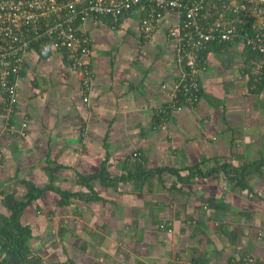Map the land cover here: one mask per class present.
Segmentation results:
<instances>
[{
	"label": "crops",
	"instance_id": "obj_1",
	"mask_svg": "<svg viewBox=\"0 0 264 264\" xmlns=\"http://www.w3.org/2000/svg\"><path fill=\"white\" fill-rule=\"evenodd\" d=\"M139 11L85 21L86 82L60 53L28 56L12 127L0 115V214L2 197L51 184L18 218L48 264L264 262V69L250 74L242 45L210 46L195 103L159 122L161 85L183 71L161 27L140 37Z\"/></svg>",
	"mask_w": 264,
	"mask_h": 264
},
{
	"label": "built area",
	"instance_id": "obj_2",
	"mask_svg": "<svg viewBox=\"0 0 264 264\" xmlns=\"http://www.w3.org/2000/svg\"><path fill=\"white\" fill-rule=\"evenodd\" d=\"M135 9L140 10V37L146 40L161 27L171 43L173 61L183 71L170 86L161 85L169 98L158 114L195 103L204 63L200 53L210 43L233 40L247 46L255 55L250 74L261 78L264 0H0V115L5 125L12 127L18 77L32 51H64L68 66L78 69L86 82L90 70L85 21L107 17L118 22ZM137 155L132 152L130 157ZM240 264L264 262L246 254Z\"/></svg>",
	"mask_w": 264,
	"mask_h": 264
},
{
	"label": "trees",
	"instance_id": "obj_3",
	"mask_svg": "<svg viewBox=\"0 0 264 264\" xmlns=\"http://www.w3.org/2000/svg\"><path fill=\"white\" fill-rule=\"evenodd\" d=\"M98 19H101L103 21L107 20L108 21L107 24L110 27H117L120 23V21L118 22L111 21L107 17H97V20ZM232 43H237L238 45H242V47L247 49V52L249 53L251 57L254 54L247 46H245L244 44L238 43V42H234L233 40L227 41V42H221V43H217V42L210 43L200 54L203 56L204 51L207 50L210 46L212 47L216 46V47L222 48ZM52 52L60 53L61 56L63 55V58L65 59V52L59 49H50L48 50L47 53H44L43 57L46 56V54L48 55ZM87 56H89V51H88ZM65 61H66V64L68 65L66 59ZM263 69L264 67L261 68L259 74L263 73ZM250 70H251V65L249 67V72ZM199 88H200V85L198 89ZM198 96H199V90H198ZM168 114L169 112H167V109H165V113L164 114L157 113L155 116V119L157 118L156 120H158L159 119L158 116H160L159 122H161V120H165L168 117ZM81 181L83 180L81 179ZM46 190H55V189L51 186L50 183L45 184L42 187H35L33 185H30L29 188H27V191L24 196V200H21V199L13 200L11 195L2 197L1 199L2 204L5 207H7V209H9L10 211L8 216H4L0 214V262L2 264H48L47 262H43L38 256L37 257L34 256L32 252H30V250L28 249V245H27V241L30 237L29 230L27 229V227L22 226L18 221L19 215L22 209L25 207V205L28 202L39 197V195H41ZM56 192L61 198L60 201L63 203H65L68 200V198L77 195L76 192L67 193V192L58 191V190ZM90 198H93V197H90ZM49 264H69V262L64 261L63 263L55 262V263H49Z\"/></svg>",
	"mask_w": 264,
	"mask_h": 264
}]
</instances>
